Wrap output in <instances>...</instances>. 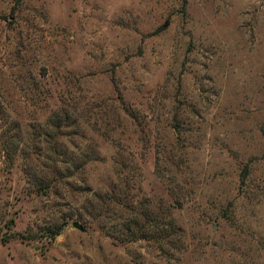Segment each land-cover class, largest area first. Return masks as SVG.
I'll return each mask as SVG.
<instances>
[{"label": "rangeland", "instance_id": "rangeland-1", "mask_svg": "<svg viewBox=\"0 0 264 264\" xmlns=\"http://www.w3.org/2000/svg\"><path fill=\"white\" fill-rule=\"evenodd\" d=\"M9 234L0 264H264V0H0Z\"/></svg>", "mask_w": 264, "mask_h": 264}, {"label": "trees", "instance_id": "trees-1", "mask_svg": "<svg viewBox=\"0 0 264 264\" xmlns=\"http://www.w3.org/2000/svg\"><path fill=\"white\" fill-rule=\"evenodd\" d=\"M47 187H42L38 190L44 191ZM136 218H130L126 222V224L122 225L123 237L128 238L129 241H136L139 239H145L147 237H155L156 240L166 241V238L169 237V232L161 229L160 225L162 223L159 222L158 217L153 216L149 217L148 212L141 211L135 215ZM172 225H167L166 228L171 227ZM151 227L152 230H149ZM58 234V232L53 233V235ZM154 234V235H153ZM52 235V234H51ZM15 234H9L4 239H0L1 242H8L10 239H13ZM127 240V241H128Z\"/></svg>", "mask_w": 264, "mask_h": 264}, {"label": "water", "instance_id": "water-1", "mask_svg": "<svg viewBox=\"0 0 264 264\" xmlns=\"http://www.w3.org/2000/svg\"><path fill=\"white\" fill-rule=\"evenodd\" d=\"M72 226H74V227L78 228V226H77L76 224H73Z\"/></svg>", "mask_w": 264, "mask_h": 264}]
</instances>
